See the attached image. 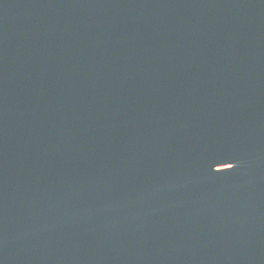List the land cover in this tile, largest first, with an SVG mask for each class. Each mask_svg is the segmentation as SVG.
I'll list each match as a JSON object with an SVG mask.
<instances>
[{
	"label": "water",
	"instance_id": "obj_1",
	"mask_svg": "<svg viewBox=\"0 0 264 264\" xmlns=\"http://www.w3.org/2000/svg\"><path fill=\"white\" fill-rule=\"evenodd\" d=\"M0 264H264V0H0Z\"/></svg>",
	"mask_w": 264,
	"mask_h": 264
}]
</instances>
